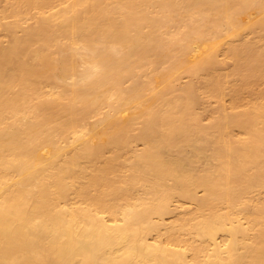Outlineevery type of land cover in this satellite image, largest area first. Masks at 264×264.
Returning <instances> with one entry per match:
<instances>
[{"label":"bare ground","instance_id":"obj_1","mask_svg":"<svg viewBox=\"0 0 264 264\" xmlns=\"http://www.w3.org/2000/svg\"><path fill=\"white\" fill-rule=\"evenodd\" d=\"M0 264H264V0H0Z\"/></svg>","mask_w":264,"mask_h":264},{"label":"rangeland","instance_id":"obj_2","mask_svg":"<svg viewBox=\"0 0 264 264\" xmlns=\"http://www.w3.org/2000/svg\"><path fill=\"white\" fill-rule=\"evenodd\" d=\"M169 218H170V215H169Z\"/></svg>","mask_w":264,"mask_h":264}]
</instances>
